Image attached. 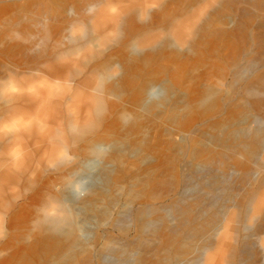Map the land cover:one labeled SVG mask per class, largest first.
I'll return each mask as SVG.
<instances>
[{"label": "rangeland", "instance_id": "obj_1", "mask_svg": "<svg viewBox=\"0 0 264 264\" xmlns=\"http://www.w3.org/2000/svg\"><path fill=\"white\" fill-rule=\"evenodd\" d=\"M81 1L0 0V264H97L104 243L109 257L136 264L137 210L164 215L167 230L155 224L143 237L163 250L168 230L210 209L209 178L188 177L230 153L216 168L233 180L229 215L195 220L204 229L174 233L173 246L208 248L211 264H264V226L242 200L264 197V185L238 179L264 153V136L243 137L256 118L264 128V92L255 106L232 79L238 61L264 77V54L245 64L264 45V6ZM164 181L171 188L157 195Z\"/></svg>", "mask_w": 264, "mask_h": 264}, {"label": "bare ground", "instance_id": "obj_2", "mask_svg": "<svg viewBox=\"0 0 264 264\" xmlns=\"http://www.w3.org/2000/svg\"><path fill=\"white\" fill-rule=\"evenodd\" d=\"M91 1L96 2V0H82L81 1V4H86V6L89 4L88 7L89 8H92L94 5H92V2ZM240 1L241 2L242 1L243 2H247L245 4L246 7L249 6V8L252 9V6L250 4V2H252L251 0H240ZM236 2H237V0H236ZM257 5L264 6V0H259V3H257ZM239 23H238V27H239V29H242L243 22L240 20ZM101 24H103V23H101ZM238 27H236V28H238ZM93 29H95V28H93ZM174 34H175V36H174L175 38L177 37L178 39H180L183 33H181V31H177V32L175 31ZM35 36H36V34H35ZM251 41H253V39H251ZM254 43H256V41H254ZM250 53H251V49L247 50V52L245 50L241 54L242 55H248ZM256 53L258 54V57L257 58H254L253 57V59H252V57H250V56L248 57L247 56L248 58L245 59V64L255 63V65H257V61L259 60L260 56L262 54H264V45H261V44L258 45L257 46V52ZM233 71H234L233 72V76H232L233 81L236 84L242 82L243 93H244L245 97L248 99V101L251 104H254L255 106L258 105V99L257 98H258L259 95L263 94V92H264V89H263L264 88V77H257V78H254V79L251 78L248 75L249 72L251 71V66L250 67L244 66V64L242 63V61H238V62H236L234 64ZM260 123H262V121L259 118H256L254 120V122H253V126L250 127L246 132L243 133V137L244 138H251L255 142L260 143V139H262V137L264 136V128H262L260 126ZM263 139H264V137H263ZM233 151H235V150H233ZM231 155H232V153L226 154V155H222L220 158H218L217 160H215L211 165H208V166L203 167L202 169L198 170L196 173L191 174L188 177V184L189 185L192 184V182H193L194 179L209 178V181L206 184V188L207 189L206 188L205 189L207 190V192H208V190L210 191V200H209L210 209H209L208 212L204 213V215H202V214L198 215V218L197 217L196 218H193L190 215H186L185 220L181 221L179 223L178 227L176 226L177 228H175V229H172L171 228L172 230H168L167 233H169V234L167 235V238H164L165 240H163V242L161 244L162 246H164V249L163 250H154L152 252L151 246L149 245L150 243H144L143 242L144 241V238L143 237H144V235L146 234V232L148 230H151V228L154 227L155 224H158L159 225L158 230L155 231L156 233L161 234V233H164L163 231H166L167 230L165 228V226L164 227H162V226L160 227V224L163 223V221H164V215L162 213H160V214H158V216L156 218H154V219L151 218L149 209L152 206H150L149 204L146 205V206H144V207H141L140 209L137 210V212L134 214V217H135L134 219L136 220L137 229L139 230V236H138L139 244L143 246V249L145 250V254H143L137 260L136 264H211V261L213 260V257H207V255H208V252H207L208 251V248H204V249L198 250L200 252L197 254V253L186 252L185 250H182V249L180 250V248L178 249V248L174 247L173 244L176 241L175 240L176 239V236H175L174 233H179L180 232V234H183V232H187L189 234H192L193 237L195 238L204 229V228H202V230H201V227H202L201 225L202 224H194V221L195 220L202 219L204 224L206 223L207 225H212L213 223H215V222H217L219 220V218H220L219 217V213L220 212H221V214L223 213V216H228L229 215L228 211H229V208L230 207H229V205L227 203L230 202L231 200H233V198H234V194L232 193V182H233V180H230V178L227 176L228 174L227 175H224V176L223 175H220L219 176L217 174V172H216V168H217V165L222 161V159L228 158ZM257 158H258V160H256L255 162L253 161V165L251 164L250 166L246 167L243 172L241 171L242 173H241V175L239 174L240 177L238 178L240 180L241 184H245L247 182V183L251 184L253 187H255L256 190H258L261 186L264 185V173H263L264 172V153L262 155L261 154H258ZM254 175H257L259 178L258 179H253V176ZM218 179H219V182H218ZM235 181H237V179ZM217 182L219 183V186L217 185ZM170 185L171 184L169 182L164 181L159 186L158 192L156 194L158 195L159 192L160 193L167 192L168 189H169L168 187H170ZM200 189H202V188H200ZM202 192H203V190H202ZM180 197H182V196H180ZM206 197H204V198H206ZM255 198L256 197H255L254 194H253V196L251 198H248V196L244 195L242 197V200H244L246 202V204H251V205L253 204V211H252L253 212V215H252V217H254L255 215H259L260 220L262 221L261 223L264 226V197H261L258 200H255ZM180 200H181V198H180ZM195 200L197 202H199L201 200L204 201L203 195H202L201 192L198 191V193L196 194ZM49 201H51V200H49ZM178 203L179 202L176 199L172 203L171 209L173 208V209L177 210ZM243 205H244V203H243ZM52 210H56V209H52ZM185 210H186V208H184V207H179L178 208V212L180 214H183L185 212ZM123 216H124V218L125 217L127 218L128 217V213L127 214H123ZM228 218H230V216ZM51 219H52V217H51ZM42 221H44V217H43V220ZM49 222H51V221H49ZM225 224H226V222H225ZM182 236L180 238L181 241L183 240ZM227 241L228 240H226V239H222L220 241V243H219V246L226 248ZM101 246L102 247L98 249V252H97V254L95 256V260H96V263L97 264H127V262L125 260L120 259V258H118L116 256L109 257L106 254V243L102 244ZM205 246H207V245H205ZM213 249H211V250H213ZM218 253H220V252L218 251ZM216 257H219L220 258L221 256L220 255H215V259H216ZM93 260L94 259H93L92 256L91 257H87V258L83 259L80 264H91ZM251 260H252V258H251ZM225 264H227V263H225Z\"/></svg>", "mask_w": 264, "mask_h": 264}]
</instances>
